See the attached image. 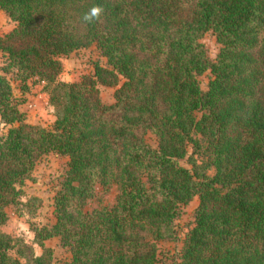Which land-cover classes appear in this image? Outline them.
Masks as SVG:
<instances>
[{
    "label": "trees",
    "instance_id": "obj_1",
    "mask_svg": "<svg viewBox=\"0 0 264 264\" xmlns=\"http://www.w3.org/2000/svg\"><path fill=\"white\" fill-rule=\"evenodd\" d=\"M93 5L105 13L85 24ZM0 9L16 23L0 36V117L12 126L0 136V264H53V238L72 253L65 264H160L159 242L181 240L177 221L196 197L171 264H264V0H0ZM210 32L216 60L202 41ZM93 46L109 68L60 80L61 58ZM13 72L45 84L53 127L27 122ZM100 85L117 88L113 104ZM52 153L69 169L56 223L35 229L37 255L3 228L9 207L41 208L24 188ZM99 187L116 188L115 202L88 210Z\"/></svg>",
    "mask_w": 264,
    "mask_h": 264
},
{
    "label": "rangeland",
    "instance_id": "obj_2",
    "mask_svg": "<svg viewBox=\"0 0 264 264\" xmlns=\"http://www.w3.org/2000/svg\"><path fill=\"white\" fill-rule=\"evenodd\" d=\"M14 28H16V23L0 9V36H5ZM202 41L206 45L210 57L216 60L221 45L217 41L215 34L212 32L207 33ZM61 61L64 65V70L60 75V80L70 83L79 82L85 76H93L96 63L109 68L107 59L101 55L96 46L79 50L69 57H62ZM4 65L5 58L3 53L0 52V75L4 74L2 71ZM8 76L13 86L15 100L19 104L21 111L25 114L27 122L44 128L53 127L56 120V111L51 106L49 96L44 90L45 84L39 82L37 79L22 82L14 72ZM210 79V72H206L200 77L204 90L208 88ZM100 89L103 101L108 105L113 104L115 102V91L117 88L100 85ZM11 127L3 123L0 117V136L7 135ZM147 140L151 146L154 148L157 147V141L152 134L148 135ZM68 162V158L55 153L46 155L39 160L35 168L33 180L28 181L24 188L26 193L24 200L30 196H37L42 200V206L36 213H29L27 210L25 213H22L15 207H9L7 209L9 221L3 230L17 239L26 241L29 245H34L37 255H41L43 250L34 243L35 229L43 226H53L56 223L54 202L61 183L69 169ZM181 165L191 168L187 158L181 161ZM97 192L98 196L89 203L88 210L114 204L117 195L116 188H113L109 193L105 194L102 188L99 187ZM198 206L199 198L196 197L190 204L182 208L181 217L177 221V227L181 237L179 242H159L161 251L160 264H171L172 256L183 248V241L190 229L194 226ZM46 246L54 251L55 261L53 264H65L71 260L72 253L69 248L62 245L60 238H53L46 241Z\"/></svg>",
    "mask_w": 264,
    "mask_h": 264
},
{
    "label": "clouds",
    "instance_id": "obj_3",
    "mask_svg": "<svg viewBox=\"0 0 264 264\" xmlns=\"http://www.w3.org/2000/svg\"><path fill=\"white\" fill-rule=\"evenodd\" d=\"M105 13L102 5H93L89 10L83 14L82 20L85 24H93L101 21Z\"/></svg>",
    "mask_w": 264,
    "mask_h": 264
}]
</instances>
